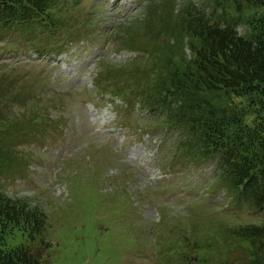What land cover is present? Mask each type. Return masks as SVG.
Returning a JSON list of instances; mask_svg holds the SVG:
<instances>
[{"label": "rangeland", "instance_id": "obj_1", "mask_svg": "<svg viewBox=\"0 0 264 264\" xmlns=\"http://www.w3.org/2000/svg\"><path fill=\"white\" fill-rule=\"evenodd\" d=\"M64 1L55 12L60 28L82 42L62 36L58 46L54 38L63 49L38 57L26 43L30 37L20 38L25 30L11 37L0 31V97L6 105L0 124L30 122L24 147L18 137L0 141V190L47 216L42 240L48 247L37 240L33 249L43 251L49 264H246L248 245L227 231L261 224L264 214L234 195L217 171L218 157L192 162L160 113L136 104L123 109V102L98 88L105 66L136 68L137 75L123 78L119 88L100 84L137 100L148 95L145 80L153 83L158 73L133 63L142 54L126 49L155 54V47L170 43L155 34L168 28L157 25L171 11L180 15L193 2L212 14L213 0ZM138 23L135 35L126 36ZM239 31L245 33L241 24ZM47 41L46 35L42 43ZM154 59L146 61L149 66ZM105 130H116L118 139ZM11 150L19 151L17 165L7 156ZM25 241L18 236L9 243Z\"/></svg>", "mask_w": 264, "mask_h": 264}, {"label": "trees", "instance_id": "obj_2", "mask_svg": "<svg viewBox=\"0 0 264 264\" xmlns=\"http://www.w3.org/2000/svg\"><path fill=\"white\" fill-rule=\"evenodd\" d=\"M58 2L0 0V26L23 31L47 22ZM212 3L213 17L190 4L180 15L171 11L157 25L168 28L158 30L156 40L167 38L170 43L155 47L151 58L159 65L157 80L150 83L147 78L143 86L150 93L141 94L151 109L161 110L170 127L181 133L180 150L193 162L218 157L220 175L235 196L264 214V0ZM217 10L221 14L216 16ZM231 11L236 20L227 17ZM240 24L245 33H239ZM139 27V23L133 26L126 36L135 35ZM154 29L149 33L154 34ZM186 43L190 58L185 56ZM106 70L109 73L103 77L119 88V79L127 77L125 71ZM116 79L118 83L113 82ZM113 91L124 98L129 95L125 90L123 94ZM3 99L0 109L6 107ZM29 123L3 121L0 141L29 136L25 131ZM18 152L7 155L11 154L15 165L20 160ZM47 224V216L37 207L0 190V264H49L43 251L33 249L37 240L41 247H48L42 240ZM227 234L248 245L246 264H264V220L229 229ZM18 236L25 237V243L10 246Z\"/></svg>", "mask_w": 264, "mask_h": 264}]
</instances>
